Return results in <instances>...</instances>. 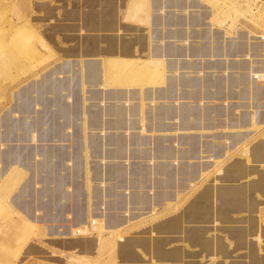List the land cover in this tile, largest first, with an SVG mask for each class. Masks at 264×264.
I'll return each instance as SVG.
<instances>
[{
	"label": "crops",
	"instance_id": "obj_1",
	"mask_svg": "<svg viewBox=\"0 0 264 264\" xmlns=\"http://www.w3.org/2000/svg\"><path fill=\"white\" fill-rule=\"evenodd\" d=\"M208 1L17 3L41 42L0 125V264H264V33Z\"/></svg>",
	"mask_w": 264,
	"mask_h": 264
},
{
	"label": "rangeland",
	"instance_id": "obj_2",
	"mask_svg": "<svg viewBox=\"0 0 264 264\" xmlns=\"http://www.w3.org/2000/svg\"><path fill=\"white\" fill-rule=\"evenodd\" d=\"M20 1L0 0V125L5 113L12 118L21 116L13 110L16 95L31 83L33 53L37 51V46L41 42V36L32 27L31 19L22 20L20 6L17 4ZM207 3L213 7V10L215 9V12L221 11L228 18L231 17L233 25L235 24L238 29L255 34L264 33V0H209ZM254 78L262 80V78ZM248 152L251 153V150L247 149L246 153ZM253 152L257 156L264 155V150L261 149H254ZM263 180L262 177L258 179L259 188H264ZM89 222L91 223L88 224ZM105 222L103 218L94 217L87 222L85 228L74 229L72 234L81 233L82 229L81 234L96 230L85 236H102L107 233ZM72 237H80V235ZM110 239L113 246L115 242ZM109 249L111 251L112 248ZM110 251L109 264H113Z\"/></svg>",
	"mask_w": 264,
	"mask_h": 264
},
{
	"label": "built area",
	"instance_id": "obj_3",
	"mask_svg": "<svg viewBox=\"0 0 264 264\" xmlns=\"http://www.w3.org/2000/svg\"><path fill=\"white\" fill-rule=\"evenodd\" d=\"M256 1H258V0H256ZM255 77H256V78H263L262 75H260V74H259V75H258V74L255 75ZM90 223H91V222H89L88 224H90ZM93 231H96V230H92V231L88 232L87 234H81V233L70 234V236H73V235L85 236V235H88V234L92 233Z\"/></svg>",
	"mask_w": 264,
	"mask_h": 264
},
{
	"label": "bare ground",
	"instance_id": "obj_4",
	"mask_svg": "<svg viewBox=\"0 0 264 264\" xmlns=\"http://www.w3.org/2000/svg\"><path fill=\"white\" fill-rule=\"evenodd\" d=\"M262 77L264 78V74L262 75ZM18 158V157H17ZM81 231V233L83 232V230L81 229L80 230ZM86 231L84 230V233H85ZM111 232V231H110Z\"/></svg>",
	"mask_w": 264,
	"mask_h": 264
}]
</instances>
